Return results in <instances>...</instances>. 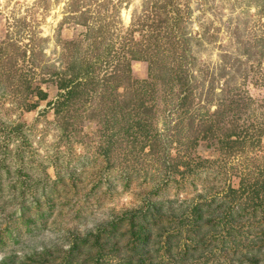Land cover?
<instances>
[{
  "label": "rangeland",
  "instance_id": "obj_1",
  "mask_svg": "<svg viewBox=\"0 0 264 264\" xmlns=\"http://www.w3.org/2000/svg\"><path fill=\"white\" fill-rule=\"evenodd\" d=\"M142 25H148L146 32ZM155 26L162 32L160 53L151 56V64L133 61L131 73L126 77L124 71L122 77L127 86L135 80L139 87L144 81L156 82L159 101L151 124L157 138L151 137L149 145L159 142L160 155H152L149 145L140 149L144 135L137 129L136 148L119 140L116 147L121 149L108 161L99 155L101 144L107 135L123 136L114 131L125 129L129 118L125 111L110 108L118 92L109 77L120 59L110 64L105 59L113 51L130 55L128 48L137 50L152 30L159 34ZM131 32L138 44L130 41ZM110 36L112 41L105 39ZM105 49L112 53L105 54ZM81 58L89 73L80 68ZM72 60L78 65L69 71L80 75L78 82L92 78L98 86L84 84L74 101H66L67 92L59 85ZM171 69L186 77L185 86L166 82L172 79ZM263 76L264 0H0V237L5 238L0 239V262L11 256L12 264H66L71 254L76 257L70 250L74 236L96 232L116 216L148 209L150 201H164L169 223L151 234L149 246L128 234V223L104 243L105 256L99 258L98 248L89 247L79 263L100 259L116 264L127 257L160 261L164 250L159 242L171 241L174 261L167 264L179 262L184 254L186 264H202L205 258L194 247L199 238L207 235L209 243L212 231H220L221 208L211 206L204 214L200 234L191 225L181 228V217L207 193L237 187L240 173L256 175L263 168L264 140L260 145L245 141L233 159L221 156L216 147L219 138L227 140L230 130L238 128L239 119L264 120ZM38 88L48 100H39ZM117 91L120 97L133 93L131 88L128 95L125 88ZM234 91L246 94L255 112L240 106L231 110L238 99ZM103 94L105 109L99 101ZM64 99L69 111L55 114L48 103ZM36 103L37 108L28 110ZM209 127L216 136L212 142ZM65 128L71 141L62 138ZM164 156H181L178 161L189 163L194 173L186 182L180 172L170 178L166 168L172 160H158ZM21 203L27 205L26 217L36 221L32 232L22 223ZM186 215L191 222L190 213ZM244 217L238 239H256V246L239 247L238 239L220 231L209 245L215 254L207 256L206 264H251L252 255L260 258L264 211L258 208L254 217Z\"/></svg>",
  "mask_w": 264,
  "mask_h": 264
},
{
  "label": "trees",
  "instance_id": "obj_2",
  "mask_svg": "<svg viewBox=\"0 0 264 264\" xmlns=\"http://www.w3.org/2000/svg\"><path fill=\"white\" fill-rule=\"evenodd\" d=\"M141 27H142L141 30H143L144 32L146 27L144 25H142ZM154 30L156 32L159 31V34L156 35L155 32L152 30V33L148 34V36L144 39V41L141 43V45L138 47L137 50L135 49L132 50L130 47L128 48V51H130V55L126 54L123 56H119L115 54L114 51H113L114 53L113 54L108 49H105V51H103L107 55L109 53H112L113 55V56L110 55L109 57L105 59L104 63L106 64H110L111 62H116L117 57L118 59H120V62H118V64L120 65H117L115 67V74L112 73L111 76L109 77V79H112L114 77V80L117 82L116 86H114V89H116V92H118V95H116V98L114 100H111L112 106L110 108L120 109L122 111H125L127 117L129 118V123L127 124L125 129L122 128V129H118L117 131H114L116 134L118 133L117 135H119L121 132L124 133L123 136H118L117 138H115V134L107 135L105 138V143L107 142V144L106 145L105 143L101 144L99 155H103L108 161H110L111 157L114 156L117 150L121 149V148L116 147L118 146L117 143L119 140L127 141L128 143L133 144L136 148L138 133H142L144 135L143 136L144 138L141 139V146H140V149L142 151L146 150L145 148L149 145V142H151L149 141V139L152 137V130H153L152 124H151V118L154 117V113L152 111L155 108H157V104L159 101V99L158 101L156 100L157 97L155 95L157 91L156 82L154 81L151 82L149 80H148L149 82L144 81L142 82L143 85H140L139 87L138 82L135 80L134 82H132V85L128 84L127 86L125 85V82L123 81L122 72L125 71L124 74L126 77H128V75L132 71L133 61H136V62L144 61V62H148L149 64H151L154 59V57H152L153 59H150L151 56H155L158 53H160L159 37L161 36L162 32H160L161 30L159 26H155ZM134 34L135 32L130 33L129 38H132L130 39V41L134 40L133 38ZM105 39L110 41L111 36H110V39L109 38H105ZM134 42L137 44L139 43L135 40ZM90 46L91 45H89V48ZM97 47H98V44H97ZM167 53H168V49H167ZM74 55L78 56V53H75ZM80 60H81V63L79 64L80 68H84V70L89 73L90 68L88 67V64L86 63V59L81 58ZM162 63H165V61H163ZM77 65H78L77 62L73 60L69 61V63L67 64L65 68V71L61 73L64 78L62 79V82L59 85V88L67 92L66 101L67 100L74 101L76 96L81 94L79 87H85L88 84H93L94 86H98V82L94 84L92 82V78L91 79L83 78L84 81L78 82V80H81L80 75H73L74 72H70L72 69H74V67H77ZM172 72H171L172 79L166 82L170 85L173 84L174 82V83H179L180 85H182V87L185 86L184 80L186 79V77L185 76H175L177 74L175 69H173ZM55 74H59V72ZM263 80H264V76H263ZM120 88H125L127 90L126 95L129 94L128 92H130V88H131V90H133L132 96H130L131 98H128L126 96L120 97L119 95L121 93L117 91V90H120ZM38 90L39 91L37 92L39 94V100L41 101L48 100V94L40 90V88H38ZM235 92L236 91H234L233 94L238 99L232 102L231 110H235L238 106H240V109H243V110L247 108H252V103L250 100L248 101L246 94H244V97H242V94L240 96H237L239 91L236 92L237 93L236 95H235ZM191 94H192V91L188 93L185 98L189 99ZM168 97L169 96L166 95L165 98H168ZM66 101L64 99V101L57 102V103L49 102L48 105L50 104L49 106L54 108L55 114L60 115V114H63L64 112L69 111V108H68L69 105L68 103H66ZM99 101L103 102L101 103L102 109H105L106 106L104 105V102H106L107 99L104 98V94H103V97H101ZM85 102H87V99L85 100ZM113 103H116V104H113ZM150 103H152L151 106H150ZM261 103L264 104V100H262ZM183 104L181 106H184ZM37 106H38L37 103L33 104L28 108V110L37 108ZM110 108L108 107V109ZM240 109L239 110L237 109L238 112L240 111ZM132 118H135L133 122L131 121ZM244 119L245 121H243L242 119H239L241 120V123L237 125L238 128L236 130H230V132L226 136L227 140L219 138V140L216 142V147L219 149L221 156H224L225 158H228V159L230 158L233 159L234 156H236L238 151L241 149V146H244V142L247 140H250V142L254 145H260L261 142H263L262 140H264V120L262 122L260 120H253L252 123H249V120H250L249 117H244ZM68 120H69L68 118L65 119L66 127L69 126L70 124ZM137 129L139 130L138 133L136 131ZM17 130L18 128L15 131ZM212 130L213 128L209 127L207 131L208 133L207 137L211 139V142H212V135L214 134ZM69 133L71 134V132L68 131V128H65L63 132V136H62L63 140L71 141ZM214 137H216L215 134H214ZM152 138H155L156 140L157 137L153 136ZM153 144L151 143V145H149L150 146L149 148L151 149L150 151L151 154L160 155L159 150L161 146L159 142H156L154 145ZM180 157L181 156L174 158V159L170 158L172 162L168 165L166 169L170 171V175H171L170 178H173L175 173L180 172L181 181L186 182L191 177V175L194 173V171H192L189 168V163H181L180 161H178ZM165 158L167 157L165 156L164 158L159 157L158 160L162 161ZM171 160L165 159L167 163ZM182 166L186 167V171H180V168ZM59 178L61 177L59 176ZM238 179L239 181H238L237 187L229 186L227 190H223L220 193L221 195L219 193H216V194L214 193V195H210V193H207L208 194L207 198L201 201H198V202H194L189 207H187V209L184 210L183 216L181 217V221H180L181 228L183 227L187 228V226L191 225V227H194L195 230L198 231V234H200V232L203 233L204 230H202V226L203 224H206L203 221L204 214L210 211L211 206L212 207L218 206L216 208L218 209L221 208L220 214L222 215L220 216L223 220L220 231L221 232L226 231L228 238L231 239L232 237H234V240L236 241L238 239V236L242 235L241 225L239 224L242 222V219L245 218L244 216L248 215L250 217L251 216L254 217V214H257L258 208L264 211V166L262 169L259 168V172H257L256 175L253 173H249V174L240 173ZM58 181L60 180H57L55 183L57 184ZM21 182H22V179H21ZM21 202H24V201L22 200ZM166 203L167 202H164V201L163 202L150 201V203H148V206H149L148 209L141 208L135 212H129L122 216H116L109 223L97 229L96 232L89 233L84 237L74 236L71 241L72 243H71L70 250L72 253L76 252V257L73 258L71 254L69 257V260L65 261V263L73 264V260L77 259L76 264H82V263H79L80 255L82 254L83 250L88 249L89 247L90 248L96 247V249L98 248L97 254L99 253L98 255L99 258H101L102 256H105V254H102L103 249H104V243H107V239L115 238L117 234L122 232L123 228L128 223L130 224V231L128 234L135 236L138 241L144 244H148L149 246L151 234L161 231L165 223L166 224L169 223V219L165 215V212L168 210ZM21 205H22L21 209H18V211L20 212V217L24 219L22 223H24L23 225L25 226V228H27L28 232H32L33 229L37 228L36 227L37 225H34L36 221L31 218L26 217V210L28 209L26 203H21ZM187 213H190L191 222L189 219H186V217H184ZM252 221L255 222L254 220ZM252 221H250L249 223H253ZM31 226L32 227L34 226L33 229H31ZM251 226H252L251 224L248 225V228H250ZM217 231L218 229H214L212 231L213 234H215V236H213V234L210 233L213 236L212 237L213 240L214 238H217L216 234L221 233L220 231L219 232ZM11 236L13 235L11 234ZM261 236L262 238L260 237L261 238L260 245H261L262 250H264V231L261 233ZM209 239L210 238H208L207 235L203 236V238H199L198 239L199 245L194 247L195 252H197V249H198V251L200 252L199 253L200 257L205 258L204 259L205 261L202 262V264H206L207 258L208 257L210 258V253L213 252L214 250V249H210L211 247H209V245L212 244L213 242V240H211L208 243ZM1 240L2 242H4L5 238L3 237ZM255 240L256 239H250L249 241H247L245 239L244 241H241L238 239L236 241V244L239 247L240 246L241 247L256 246L258 241H255ZM159 245H160L159 248H162L164 250L161 255L160 261H154L151 258H148L146 260L144 258H139V257L137 261H134L132 257H127L123 260H120L119 263L117 261L116 264H167L168 262H173L174 260L170 258L172 249H173V244L171 243V241H167L164 244H162V242H159ZM201 245H202V252L200 248ZM183 251L185 253L184 249L180 250V253ZM213 254L215 253L213 252ZM259 254H260L259 259H255L257 255L251 256V258L254 259V260H251L253 261L251 264H259L260 261L264 262V253L259 251ZM165 256L167 257V260H165ZM200 257L199 258L196 257V258L200 259ZM181 258L177 259L179 262H176L175 264H186L185 254L184 256L182 255ZM12 262H13L12 257L8 256L3 261H1L0 264H12ZM96 264H103V263H100V259H97Z\"/></svg>",
  "mask_w": 264,
  "mask_h": 264
}]
</instances>
